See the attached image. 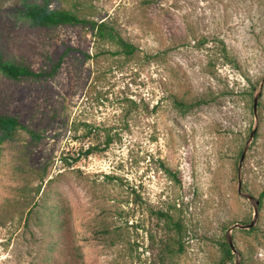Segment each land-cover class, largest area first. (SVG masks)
Returning a JSON list of instances; mask_svg holds the SVG:
<instances>
[{
	"label": "rangeland",
	"instance_id": "rangeland-1",
	"mask_svg": "<svg viewBox=\"0 0 264 264\" xmlns=\"http://www.w3.org/2000/svg\"><path fill=\"white\" fill-rule=\"evenodd\" d=\"M50 1L135 50L0 0L4 61L61 59L52 77L0 73V115L38 136L0 144V264H264V0ZM159 212L181 253L160 252Z\"/></svg>",
	"mask_w": 264,
	"mask_h": 264
},
{
	"label": "trees",
	"instance_id": "trees-1",
	"mask_svg": "<svg viewBox=\"0 0 264 264\" xmlns=\"http://www.w3.org/2000/svg\"><path fill=\"white\" fill-rule=\"evenodd\" d=\"M50 6V0H41V3L36 4H28L24 2L20 5L9 8L8 11L27 17L32 26L40 28L90 24L95 30L97 39L112 43L119 49L118 52L127 56L134 53L135 48L122 39L106 20L100 23H93L78 18L70 12L51 9ZM60 64L61 59H59V61L48 72L36 73L24 64L14 61H4L0 55V73L5 78L14 81L27 78L52 77ZM19 130L27 131L32 137L38 138L36 134L28 130L16 117L0 115V144L10 141ZM92 150L93 149H88L85 155L91 154ZM263 195L264 194H261V197ZM159 217L163 223L162 234L158 240V246L161 248L160 252L167 255L181 253L183 249L181 243V224L179 221L173 220L172 217L165 212H159ZM223 246L227 255L231 256L227 245L224 243Z\"/></svg>",
	"mask_w": 264,
	"mask_h": 264
},
{
	"label": "water",
	"instance_id": "water-1",
	"mask_svg": "<svg viewBox=\"0 0 264 264\" xmlns=\"http://www.w3.org/2000/svg\"><path fill=\"white\" fill-rule=\"evenodd\" d=\"M264 84V78L263 80L261 81L260 83V89L261 87L263 86ZM261 95V92L260 90L255 94V96L253 97V103H252V110H253V113L256 114V110H257V106H258V100H259V97ZM257 131V126H255L250 134H249V137H248V142H247V145L250 143V141L253 139V136L254 134L256 133ZM246 151H247V146L244 148L242 154H241V157H240V160H239V167H238V172H240L241 170V164L245 158V155H246ZM240 187H241V180L239 179L238 180V191H240ZM246 199L249 201V202H253L254 201V198L252 196H246ZM258 204V201H255V205ZM254 208V211H255V215H256V207H253ZM253 226V222L249 223V224H246V225H243V226H240V225H235L233 228H240V229H250L251 227ZM232 228V229H233ZM227 243H228V246H229V249L234 252V246H233V243H232V240H231V237L228 235L227 236ZM235 264H238L237 262Z\"/></svg>",
	"mask_w": 264,
	"mask_h": 264
}]
</instances>
